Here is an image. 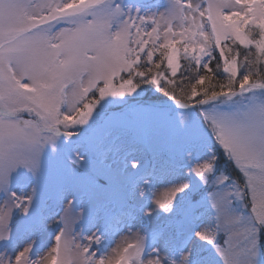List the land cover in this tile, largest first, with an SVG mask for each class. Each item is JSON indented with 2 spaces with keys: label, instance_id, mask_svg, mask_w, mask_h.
Here are the masks:
<instances>
[{
  "label": "snow or ice",
  "instance_id": "snow-or-ice-1",
  "mask_svg": "<svg viewBox=\"0 0 264 264\" xmlns=\"http://www.w3.org/2000/svg\"><path fill=\"white\" fill-rule=\"evenodd\" d=\"M0 264H264V0H0Z\"/></svg>",
  "mask_w": 264,
  "mask_h": 264
},
{
  "label": "rangeland",
  "instance_id": "rangeland-1",
  "mask_svg": "<svg viewBox=\"0 0 264 264\" xmlns=\"http://www.w3.org/2000/svg\"><path fill=\"white\" fill-rule=\"evenodd\" d=\"M157 2H161V3H162V2H163V0H157ZM116 242H117V243H119V242H120V237H119V236H118V237H116Z\"/></svg>",
  "mask_w": 264,
  "mask_h": 264
}]
</instances>
